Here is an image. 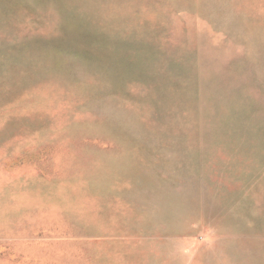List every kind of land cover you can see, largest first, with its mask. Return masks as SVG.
<instances>
[{"label":"rangeland","instance_id":"374dc122","mask_svg":"<svg viewBox=\"0 0 264 264\" xmlns=\"http://www.w3.org/2000/svg\"><path fill=\"white\" fill-rule=\"evenodd\" d=\"M0 264H264V0H0Z\"/></svg>","mask_w":264,"mask_h":264}]
</instances>
